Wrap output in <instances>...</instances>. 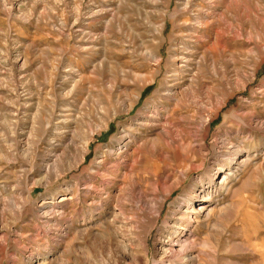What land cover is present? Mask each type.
I'll return each mask as SVG.
<instances>
[{
	"label": "rangeland",
	"instance_id": "374dc122",
	"mask_svg": "<svg viewBox=\"0 0 264 264\" xmlns=\"http://www.w3.org/2000/svg\"><path fill=\"white\" fill-rule=\"evenodd\" d=\"M156 1L0 0V264H157V240L188 234L216 257L196 264H264V0H237L220 39L181 27L182 0ZM153 105L175 146L116 172L123 130L165 132L135 127ZM196 189L213 199L206 221L189 212ZM180 207L191 223L167 225Z\"/></svg>",
	"mask_w": 264,
	"mask_h": 264
},
{
	"label": "bare ground",
	"instance_id": "6f19581e",
	"mask_svg": "<svg viewBox=\"0 0 264 264\" xmlns=\"http://www.w3.org/2000/svg\"><path fill=\"white\" fill-rule=\"evenodd\" d=\"M157 1H156V3H158ZM166 1L169 2V0H166ZM222 5L225 6V10L220 9ZM236 7H237V0H182V3L179 4V9L180 10L178 12H183L186 15L188 13H190V18H186L185 20L182 19L184 21H183V24L181 25V27L182 26H185V25L187 27V26H189V24L191 22H193L194 23V29H193L194 31L193 32L196 33L195 35H197V34H199V35L200 34L201 35H206L207 36V39H209L210 38V34H212V32H214V33H216V36H217L216 38H219L220 39L222 37V35L220 34V32H224V31H227L229 29V26H228L229 19H231L232 17L233 18L235 17V15H236ZM104 12L105 11H103V10H98V12L93 13V15H94V17L95 16H99V15L103 14ZM165 13H166V11H163V13H161V14L165 15ZM159 14L160 13H158V15ZM176 16H177V14H176ZM180 18L181 17H179L178 20ZM233 21H234V19H233ZM162 23H164V22H162ZM162 23L161 24H158L155 27V33L160 38H161L162 33H163V30H164V25ZM151 27L153 28V26H151ZM191 35H193V34L191 33ZM176 37L174 36V38H176ZM198 39L200 40V38H198ZM207 39L202 38V41L201 42H207L208 43V40ZM180 42H178V43H180ZM173 52H175V51H173ZM149 57L152 60L153 64H154V62L157 63L159 61L160 57H159V55H158V53L156 51V48H154V49H152L150 51ZM174 59H175V57H173L172 60H174ZM203 59H204V57H203ZM177 60H178V58H177ZM169 63L171 64V61ZM173 63H174V61H173ZM175 68H176V66H175ZM177 68H179V67H177ZM72 73H75L76 74L77 71H74L73 70ZM167 88H168V85H167ZM139 99H140V95L139 94L138 95L137 94L134 95V99L132 100V102L130 104V109H133V107L136 105V103L139 101ZM154 105L152 107H150V108L149 107H145L144 110H142L143 113H140L139 116L144 115L145 118H143V121L141 123L135 124V127H139L140 129H147V128H158L160 126H163V127H166L165 132L158 134L154 139H152L149 142L148 136H147L148 132L143 133L141 135L140 134L141 132L139 133L137 131L136 134H133L132 135L129 132H127L126 130H123L122 129L123 131L121 133V137H120L119 140L123 142L124 147H122V148H120L118 150L119 152L120 151H123V152H121V153L118 152L117 154H118L119 159H122V158H124V159H123L122 162L115 163V165H114L115 166L114 167L115 169L114 170L116 172H121L122 170H125V169H128V168H131V170H134L135 167L139 164V161L136 158V154H138V153L146 152V153L150 154L151 156H154L155 155V156H158L159 157L160 156L159 155V148H161V146L163 148H165V150H171L175 146V142L176 141L174 140L173 134L170 131V128H171L170 125H171L172 122L170 123V121L167 120L166 117H163L164 116V113L161 112L160 109L154 107ZM128 111H130V110H128ZM136 121H138V120H136ZM128 126L130 127V126H132V124L131 125H128ZM89 143H90V138H87L85 140L84 145L82 146V148L78 150V152H79V158L80 159H83L84 156H85V154L87 153ZM135 146L137 147L136 150L134 149L132 151V148L135 147ZM116 152L117 151L113 150V148H108L107 153L105 155L103 154V157H105L107 155L108 156H113ZM239 158L240 157L238 155L236 157L233 156L232 158L229 159V161H230L229 164H228L229 171H231L230 168L233 166V164L235 162L238 161ZM106 160L108 161V159H106ZM220 170H222V168ZM217 174H219V173L214 174L212 176V178L209 180L211 186H213L215 184V178H216V175ZM48 175H49L48 174V170L45 169L44 170V177H43L42 180L41 179L40 180L42 182H45L47 180ZM234 178H236L235 175H234V173H231V174L228 173V174H226L225 175V178L223 179V181H221L220 183H218L219 184L218 185L219 188L222 191L223 190L226 191L228 189L229 183L232 180H234ZM195 194L196 195L193 196V197L196 200L199 201L198 208H196L195 207V204L193 203V205L190 207V211L189 210H186L187 212H184L183 213V210L180 207L176 212H173L172 213L171 217H169V220L166 223L167 225H170L171 227H173V226L178 225L179 223L181 224L182 222L191 223L190 220L192 218L191 217L192 214L191 215L190 214H187L188 211L189 212H192L194 214L193 217H195V221H198L200 219L206 221L210 217L211 213H210V211H208V209L210 207V203H212L211 202L213 200L212 197L210 195L205 194L204 193V189H196ZM203 199L206 200V202H204ZM195 202H197V201H195ZM14 214L15 215H18L19 214V210L18 211L15 210L14 211ZM155 215L156 216L159 215V210L155 209ZM169 229L171 230L170 227H169ZM169 233H170V235L172 234L171 232H169ZM192 237L193 236L191 234H188L183 239L177 241L176 242V245L173 244V242L170 239H167V241L157 240L156 243L159 245V247H156V249H155V253H156L155 256L156 257L160 256V260H158L159 262L157 264H165V260H168L170 264H196L197 261L199 260L200 256H205L211 262L214 263L216 261V257L213 256L211 253H209L207 250H204V251L203 250H199V252L197 253L198 255H194L191 252L192 249L196 245V241L193 240L194 238H192ZM208 237H209V240L212 242V245H214L217 248L220 247V243H221V241H223L222 240V233H220V232L217 233L215 231L213 234L211 233L210 235H208ZM206 241H203L201 243V246H203L205 248L208 247L209 245H208V243ZM141 245H142V247H143L144 250H147L148 251V239H147V237H144L142 239ZM174 245L178 248V250L176 249V247ZM48 261H49V258L46 257V259L43 260L42 264H47ZM50 264H52V263H50Z\"/></svg>",
	"mask_w": 264,
	"mask_h": 264
}]
</instances>
